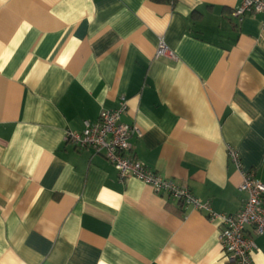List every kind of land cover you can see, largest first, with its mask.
<instances>
[{
  "label": "crops",
  "instance_id": "obj_1",
  "mask_svg": "<svg viewBox=\"0 0 264 264\" xmlns=\"http://www.w3.org/2000/svg\"><path fill=\"white\" fill-rule=\"evenodd\" d=\"M240 3L0 0V264H235L220 219L66 135L125 98L134 155L238 213L228 146L264 182V12L240 20ZM161 38L175 59L156 57Z\"/></svg>",
  "mask_w": 264,
  "mask_h": 264
},
{
  "label": "built area",
  "instance_id": "obj_2",
  "mask_svg": "<svg viewBox=\"0 0 264 264\" xmlns=\"http://www.w3.org/2000/svg\"><path fill=\"white\" fill-rule=\"evenodd\" d=\"M254 12H264V0H241L233 14L242 20L246 13ZM156 57L176 58L163 38L159 40ZM127 107V100L122 98L117 108H103L97 120H85L83 130L69 132L66 140L78 148L91 147L102 152L116 166L121 180L135 177L150 185L157 194L203 210L211 219H220V241L226 254L235 264H255L252 253L257 245L248 235L247 228L251 227L256 235L264 236V182L255 178L254 172L243 168L239 151L228 146V155L243 177L240 190L247 194L243 208L236 214L217 212L208 200L199 198L189 187L174 179L155 172L134 155L131 139L141 132L135 124L123 122Z\"/></svg>",
  "mask_w": 264,
  "mask_h": 264
},
{
  "label": "trees",
  "instance_id": "obj_3",
  "mask_svg": "<svg viewBox=\"0 0 264 264\" xmlns=\"http://www.w3.org/2000/svg\"><path fill=\"white\" fill-rule=\"evenodd\" d=\"M155 1H158V2H160V1H169V2L175 3L176 0H155Z\"/></svg>",
  "mask_w": 264,
  "mask_h": 264
}]
</instances>
